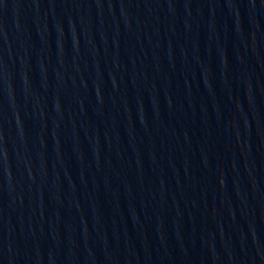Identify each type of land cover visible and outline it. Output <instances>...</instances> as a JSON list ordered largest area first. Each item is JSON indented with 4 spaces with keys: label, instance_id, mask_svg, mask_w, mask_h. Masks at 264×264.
<instances>
[{
    "label": "water",
    "instance_id": "95a60500",
    "mask_svg": "<svg viewBox=\"0 0 264 264\" xmlns=\"http://www.w3.org/2000/svg\"><path fill=\"white\" fill-rule=\"evenodd\" d=\"M0 264H264V0H0Z\"/></svg>",
    "mask_w": 264,
    "mask_h": 264
}]
</instances>
